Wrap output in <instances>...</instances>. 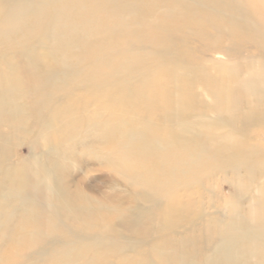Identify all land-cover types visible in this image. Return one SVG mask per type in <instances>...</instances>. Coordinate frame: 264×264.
Masks as SVG:
<instances>
[{
	"label": "bare ground",
	"instance_id": "6f19581e",
	"mask_svg": "<svg viewBox=\"0 0 264 264\" xmlns=\"http://www.w3.org/2000/svg\"><path fill=\"white\" fill-rule=\"evenodd\" d=\"M78 145L125 178L127 206L114 184L63 185ZM210 168L230 186L214 243L212 218L199 250L149 240ZM0 241V264H264V0H0Z\"/></svg>",
	"mask_w": 264,
	"mask_h": 264
},
{
	"label": "rangeland",
	"instance_id": "374dc122",
	"mask_svg": "<svg viewBox=\"0 0 264 264\" xmlns=\"http://www.w3.org/2000/svg\"><path fill=\"white\" fill-rule=\"evenodd\" d=\"M199 93H201V89H196ZM87 100V96H83L79 99V104L76 105V109L71 108L72 113L75 114L76 117L83 119L88 116L85 114L91 113L95 110V105L90 106L88 108L85 105L83 106V101ZM59 101H62V96H59ZM210 99L208 97H203L201 103L199 102L196 108H199L201 114L203 115H212L207 112V109L210 105ZM243 111V108H241ZM91 116V115H89ZM90 131V130H88ZM30 144L29 139L24 136H18L10 145L8 154L12 162L19 159L20 156L28 155V145ZM76 155L75 158H70L66 160V167L64 170L65 179L63 185L67 188L70 187L72 191L75 189L76 184H80L79 187L82 188L83 191L88 194H97L101 196H108L111 187L115 186L116 195L119 197V203L121 207L127 206L129 204V197L133 194L131 189L128 187L125 178L121 174H117L114 176L108 169H106L102 165H98L95 161H90L86 159L83 149L80 145L76 147ZM209 170L208 175L204 176L203 179L199 183H193L189 185L191 192L189 193V197L184 196V202L190 203L189 208L186 210V216L184 221L180 222L174 228H171L169 224L161 225L159 221L155 223L150 231L149 240L158 241L159 239H176L181 240L188 237L190 234L192 239L195 241L194 245H191L195 250H199L203 243H205V239H207L210 235L209 230L211 225H209V221L212 218V242L214 243V238L218 233V227L215 223V219L219 221H225L228 219L227 215L224 211V203L227 198V194L230 193L228 189L230 186L227 182L228 179L225 175L220 171V169H212ZM199 181V180H198ZM256 182H253V186H256ZM112 192V191H111ZM184 195V192L183 194ZM249 196L245 197L241 200L242 210L247 209L251 205H254V201L249 200ZM10 206H14L12 200H9ZM145 207H149L148 204L144 205ZM19 220V217H15L13 220V225ZM12 225V226H13ZM14 230H11L10 234H13ZM126 242L128 238H125ZM10 242L0 241V253L10 256L8 246ZM24 243H21L23 245ZM20 245V246H21ZM84 246L78 245L75 249H82ZM24 248V247H23ZM24 255L23 258L17 259L13 264H27L30 262L36 255L37 251H21ZM113 260H117V258H113ZM38 264H54L50 261L39 262ZM79 264V263H75Z\"/></svg>",
	"mask_w": 264,
	"mask_h": 264
}]
</instances>
